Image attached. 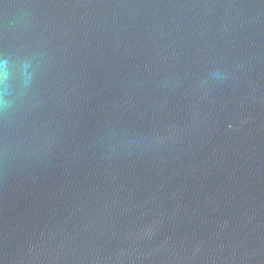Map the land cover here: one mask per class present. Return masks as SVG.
<instances>
[{
    "label": "water",
    "instance_id": "obj_1",
    "mask_svg": "<svg viewBox=\"0 0 264 264\" xmlns=\"http://www.w3.org/2000/svg\"><path fill=\"white\" fill-rule=\"evenodd\" d=\"M0 264H264V0H0Z\"/></svg>",
    "mask_w": 264,
    "mask_h": 264
}]
</instances>
